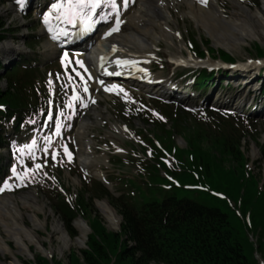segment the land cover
Listing matches in <instances>:
<instances>
[{"label": "rangeland", "instance_id": "1", "mask_svg": "<svg viewBox=\"0 0 264 264\" xmlns=\"http://www.w3.org/2000/svg\"><path fill=\"white\" fill-rule=\"evenodd\" d=\"M14 1L6 0V2L0 6V18L6 22V31L4 32L6 38L0 41V44L10 42L17 47L19 46L21 50H2L0 51V58L9 59L10 61L18 59L21 65H27L28 63L37 66L40 69V72L36 83L41 89L43 88L45 91L44 95L48 97L47 94H49L51 103L56 107L60 106L61 103L69 104L68 93L65 90L64 84H57V82L54 81L53 71H55V69L57 70L59 60L61 59H59L58 53L50 56L49 51L45 49L44 44L46 39L42 33L37 12L30 10L25 12L24 16H21L16 12V4ZM219 1L224 7L223 9L226 14L230 16L232 12L231 1ZM248 1L251 8L255 10L257 6H261L263 0ZM170 9L177 21L175 27L177 28V31H180L181 33L180 36L175 35V44L182 49L181 54L183 55L188 53L187 50L189 48H192L194 51H196L198 47L205 50L206 46L204 45V42L207 39L210 40L209 42L212 48L230 53L235 58V62L245 61L249 57L256 58L257 44L264 47V39H259L254 36H247L245 38L247 41L241 42L240 45L232 46V40H230L229 36H222V33H219L214 29L212 30L218 33L207 29L204 25H198L193 18L186 15L187 7L184 2L178 1L176 5L171 3ZM225 39L228 40L225 41ZM217 42H219V47L215 44ZM175 48L176 47L171 46L169 41L167 42L164 40H161L156 48V52L162 61L155 67V75L171 79L172 82L175 85L177 84V87L183 91L182 93L174 92L170 96L169 94L164 95L166 100L173 102L177 101L175 99H178L183 101L185 106L195 108L200 102H206L209 99L215 100L216 95L219 94L230 96L240 94V90L236 87H232V85L225 86L223 89L219 86H212L209 89V94L207 93L206 95L198 91L193 84V78H191L187 72H182L181 70L172 67L171 63L168 61V51H176L177 49ZM228 73L230 75L233 74L230 72ZM257 77L258 74L254 73L253 81L256 82ZM7 84L8 82L6 80L0 81L1 88H5ZM58 88H62L63 91ZM261 90L262 89L259 86L258 93H260ZM124 92L126 97L130 96L133 99V102H136V99H141L145 104L154 107L156 101L154 98H151L152 95L140 93L136 89H134L133 92ZM56 95L58 96V101L53 99ZM259 95L263 94L261 93ZM260 100L259 105L253 103L254 106H251L249 110L251 115L253 114L252 117L255 122L253 125L255 133H251L252 135L247 136V138H241L239 147L247 157L250 169L252 170L251 172L257 176L260 185L264 186V103ZM125 106L128 108L126 104L122 103L117 98L102 97L98 99V104L96 105L97 109L100 110L102 108V114H100V116H94L92 112L87 114L94 122V125L90 128L91 130L89 129L83 136L85 142L87 141L93 145L92 148L96 155V158L92 160L91 164L100 167L106 173L107 179H109L110 182L109 185L104 183L110 196L105 194L100 198H94L91 201L92 205L90 213L97 214L105 225L113 230L114 228L110 227L108 219L98 209V202L102 199L108 200L113 206L117 215L121 218V226L123 216L119 208L112 204L113 199L116 201V198L119 199L121 194H124L127 198L134 196L133 199L137 202V205H139L142 200H148L151 197H156L161 200L166 195H174L177 197L187 196L197 201L221 205L220 207L225 209L231 215L233 221L242 218L240 208L239 210L236 209V211L233 210L234 206H232V201L229 199L230 196L225 191L216 188L209 182L200 165H196L193 162H191L192 164L189 162H181L178 159V154L181 152V148H184L187 145L186 141L195 144V146L205 145V147L201 146V148L205 149L208 153H214V147L212 144L208 145L204 139V143L201 142L200 137L197 135V131L194 132L196 129L195 126L200 124L198 120L187 119V121L184 122L183 127L190 128V132H187L186 134L177 130L175 133L174 130H168L167 127H171L172 122H169L166 125L167 127L158 126L154 131L155 128L152 123H148L147 119L144 120L139 116L137 117L136 113L129 112L128 109H125ZM156 107L159 108V104L156 103ZM41 110L38 113H35L33 117L26 120L23 119L25 124L15 138L13 137L15 134L13 133L9 136L7 135V139H11L12 141L11 151L8 148L0 147V177L2 174L4 175L7 173V166L10 165V163L17 165L16 171L19 167L23 169L25 166H30V169L27 170V168H25V171L31 170L26 173L28 179L24 183L19 182L16 175H14L11 170H8L7 178L8 180L12 179V182L10 181L11 189H7L4 193L0 194V196H3L4 194H13L16 197H19L18 195L21 193L27 192L30 189L32 190L34 189L32 187H35L37 189L36 191L40 203L45 204L46 212L49 211L55 214L54 216H50L48 220L49 224L47 223V230H40L39 236L44 241L47 248L54 249L52 256L58 257V259L62 260L65 264H68L69 255L72 249L79 251L86 248L87 241L81 247L73 244L64 249L63 252L60 251L59 248L62 245V242L58 240L55 235L53 236L50 234V231H53L52 224L56 218L61 219L62 223H64L62 218L57 215L52 208L57 201L56 195L61 194L59 193L60 191L57 192L58 188L61 187V184L55 185L56 183L58 184L56 181L57 179L54 177L51 181L47 178L46 174L40 176L41 180L40 178L38 179L37 176H33V174L38 173L37 169L34 168L36 161L44 162V160H49L50 157H45V155L40 154L39 151H37L36 155L28 145L24 148L27 137L30 136L37 126L36 121L38 116L42 113ZM196 114L203 116L201 110H196ZM80 118L81 116L79 115L76 127L67 133L64 140L65 142H69L70 140L73 141L72 148L75 153L74 156L71 157V159H69V157H60L57 165H55V163L52 164V161L49 160V163L46 166L49 172L55 173L58 176L62 181L63 186L66 187V190H70L71 193H77L81 190L84 191L86 187L85 185L90 184L92 179H96L94 176L87 175L80 166L78 147L75 141V132L79 130L81 125ZM194 127L195 129H193ZM192 135L193 139H191ZM16 142L17 144L15 145ZM135 149H137L138 152L137 156H132L133 150ZM17 150L19 151L17 152ZM149 153H151V155H149ZM188 155L191 158L195 157V154L191 152V149L189 150ZM118 157L122 158V162L118 160ZM148 162L152 164H149ZM4 164L6 167L2 170L1 167ZM143 165H148V167H145V170L144 168L141 169ZM43 167H45V163L43 164ZM175 179L179 181L176 186L173 185ZM211 191L215 192V194ZM227 203L231 206H227ZM136 207L139 208L140 205ZM22 209L26 212H23L25 215V222L28 225H31V222L27 218L29 211L26 208ZM39 215L41 218L45 217L44 213L40 212ZM73 228L75 232L80 235L76 228L75 221ZM0 230L4 237H6L10 246L15 250L16 246L13 241L8 240L7 232L1 221ZM90 233L91 229L88 232V235ZM78 235L76 237H78ZM88 235L86 240H88ZM76 237H73L72 239H75ZM31 250L35 253L34 258L18 254V259L21 264L35 262V259L39 256L45 255L44 253L37 251L35 245L31 246ZM258 259L264 261V250L261 251V254H258ZM0 260L4 264H8L11 260H14V256L11 253L6 254L5 256L0 253Z\"/></svg>", "mask_w": 264, "mask_h": 264}, {"label": "trees", "instance_id": "2", "mask_svg": "<svg viewBox=\"0 0 264 264\" xmlns=\"http://www.w3.org/2000/svg\"><path fill=\"white\" fill-rule=\"evenodd\" d=\"M3 1L0 0V4ZM4 30L5 24L0 19V39L5 38ZM208 44L206 40L205 45ZM215 51L210 47L211 53L224 60H235L223 50ZM199 53L205 54L201 49ZM256 54L264 55L260 44L256 46ZM34 71L17 66L5 74L0 73V80L6 78L9 84L7 90H0V104L7 106L5 111L0 109L1 146L7 145L3 133L10 119L16 115L18 122L26 111L37 105ZM211 80L212 75L204 71L196 82L202 87ZM167 113L176 125L182 124L185 117H191L179 108L174 112L169 108ZM212 119L218 131L211 133L209 125H200L197 135L201 142L204 143V139L208 145L212 144L214 153L201 148L205 145L195 146L189 142L188 148L181 149L178 156L185 162L200 165L209 182L234 201L233 210L240 208L242 218L233 221L221 205L187 196L166 195L161 200L151 197L142 202L140 208L127 201L121 200L120 204L113 201L123 215L121 231L114 232L107 230L98 216L91 215V202L85 193L77 197L74 205L60 197L54 210L61 215L72 236L75 235L72 223L79 213L88 217L92 228L87 248L72 249L68 264H260L255 253L264 250V187L248 170L247 157L239 147L245 129L231 118L215 115ZM190 149L194 158L188 155ZM227 206L231 205L227 203ZM130 240L135 244L130 245ZM35 264L65 263L57 257L50 260L39 256Z\"/></svg>", "mask_w": 264, "mask_h": 264}, {"label": "bare ground", "instance_id": "3", "mask_svg": "<svg viewBox=\"0 0 264 264\" xmlns=\"http://www.w3.org/2000/svg\"><path fill=\"white\" fill-rule=\"evenodd\" d=\"M117 1L120 2L119 11L122 21L120 30L105 40L98 36V38H100L98 43H96L90 51L84 55H78L77 57L78 60L83 61V66H85L87 73L92 80V85L103 81L97 73H100L102 76L103 73L107 72L106 69L114 70V68L122 67L129 70L131 73L136 72L134 70L135 64H137V62L139 63L142 59H147L146 53L150 50H154L161 40L169 41L171 46L176 47L175 49H177L176 51L174 50L175 52L168 51L169 59L181 56L182 49L175 44V35L180 36L181 33L180 31L178 32L175 27L177 21L170 9V4L173 3L176 5L178 1L184 2L187 7L186 15L193 18L198 25H204L211 31L214 29L219 33H222V36H229L230 40H232V46H237L240 45L241 42L247 41V39H245L247 36L264 39V0L262 1L261 6H257L255 10L251 8L248 0H230L232 3V12L230 16L226 14L219 0H208L207 4L201 3V0H128L126 7L124 6V0ZM53 3H57V0H53ZM50 6L47 8L46 12L50 10ZM104 7H106L105 11L107 14H110L112 20V17L116 16V11L108 4H105ZM51 11L52 15L50 17L57 15L55 10ZM111 25L112 23H109L108 27ZM43 26L42 33L45 32V27L47 25L44 24ZM105 26H107V23ZM226 40L228 39H225V41ZM218 43L219 42L215 44L219 47ZM113 46L117 48L116 54L112 56L110 62L104 67L105 69H101L97 60L98 56L100 54H107ZM44 47L49 51L50 56L57 54V47L53 42L46 40ZM90 47L91 45H88L85 48L83 47L81 52L86 51ZM11 49L14 51L21 50L19 46L17 47L10 42L0 44V51H10ZM118 61H132L134 63H118ZM141 75L143 76V81H139L140 85L137 87L140 92L148 94H151L154 91L156 94L170 92L173 82H169V79H166L164 82L166 89L165 87H161L163 88V92H161L160 88L157 89L151 85L155 79L161 77L152 75L145 68L142 70ZM252 75L253 73H250L249 75L239 74V78L242 80L241 82L251 84L252 80H250V78ZM132 77L135 78L136 76L133 75ZM103 84L108 87L101 84L99 86H102L105 91H109L107 89L113 85L108 82H104ZM246 90L247 89L240 91L238 97L237 95L234 96V94L228 98H232L233 100L236 99L234 103L236 105L243 103L248 94ZM217 100L221 103L229 102L224 96H219ZM90 110H92L94 116H100V114H102V108L99 110L91 107ZM93 123L91 117L87 115L84 116L81 120L79 130L75 133V139L77 142L76 144L78 145V153L82 168L91 175L103 177L105 172L103 170L101 171V168L91 164L92 160L96 158L92 148L93 145L87 141L85 142V139L83 138L84 134L92 127V125H94ZM18 196L19 197H16L13 194H4L3 196H0V221L7 232L8 240L13 241L16 246V249L14 250L0 230V253L3 256L9 253L13 254L14 260H11L8 264H21L18 259V254L34 258L35 253L31 250L32 245L36 246L37 251H40L47 256H52L54 249L46 247L44 241L39 236V231L47 230L48 220L50 216H54L55 214L48 210L49 213L46 212L45 204L40 203L38 193L35 189H30ZM22 208H26L29 211V214L27 213V218L31 222V225H28L25 222L24 213L26 212H24ZM98 209L108 219L111 228L117 229L120 227L121 218L117 215L115 209L108 200L102 199L99 201ZM40 212L44 213V218L40 217ZM75 223L76 228L80 233V235L77 234L78 237H76L77 235L75 236V239H72L73 237L69 236L70 234L66 230V226L63 225L64 223H62L61 219L56 218L52 224L53 231H50V234L53 236L55 235L57 239L62 242V245L59 248L62 252L73 244L81 247L87 241L86 238L90 231L88 223L81 217H77ZM0 264L4 263L0 260Z\"/></svg>", "mask_w": 264, "mask_h": 264}, {"label": "snow or ice", "instance_id": "4", "mask_svg": "<svg viewBox=\"0 0 264 264\" xmlns=\"http://www.w3.org/2000/svg\"><path fill=\"white\" fill-rule=\"evenodd\" d=\"M17 2L18 4H20L21 7H23L24 0H17ZM207 2L208 0H201V3L207 4ZM127 3H128V0H124L125 7L127 6ZM105 4L110 5L113 9H117V11L119 10V5L117 3V0H57V3L51 4L49 11L44 12L42 14L43 23L48 26L49 32L53 31L50 21H49V17L52 15L51 10H55V12L57 13L56 19L59 20L62 18L64 21H66L67 24H70V25H75V24L82 22L84 25V29H83L84 32H91L94 30L93 25L98 23L97 16L99 12L103 9ZM99 19L103 20L105 19V17L100 16ZM121 23L122 21L117 16V18L115 19V25L111 27L107 32H105L104 37L102 38H106L107 36H110L112 33L118 32L120 30ZM63 35L67 36L69 35V32L65 30L63 32ZM52 39L60 40L61 36L59 34H54L52 36ZM68 57H69L68 52H64L63 54L64 60H68ZM75 63L83 66V61L76 60ZM118 63H134V62L118 61ZM249 63L250 64L251 63L260 64V63H264V61H249ZM100 83L103 84L104 82L101 81ZM118 88H120V86L114 84V85H111V87L107 90H116ZM85 91H87V88H85ZM76 98L78 97H74V99ZM69 106L71 107V105ZM57 134H59V132ZM35 143L36 142L33 141L32 146H35ZM45 151H47V148L45 149ZM64 151L67 153L69 159H71L72 153L68 150L67 146H65ZM149 155H151V153H149ZM35 167L41 168L43 167V165L37 164ZM12 172L14 175H16L21 180V182L24 181L25 176L17 173L15 167L12 168ZM7 188H10V184L7 181H5L4 186L0 187V192H3Z\"/></svg>", "mask_w": 264, "mask_h": 264}]
</instances>
